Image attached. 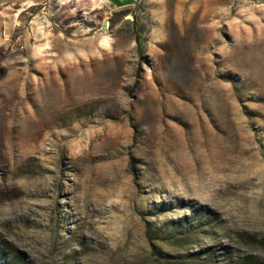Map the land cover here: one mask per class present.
<instances>
[{
	"label": "rangeland",
	"instance_id": "374dc122",
	"mask_svg": "<svg viewBox=\"0 0 264 264\" xmlns=\"http://www.w3.org/2000/svg\"><path fill=\"white\" fill-rule=\"evenodd\" d=\"M0 256L264 264V0H0Z\"/></svg>",
	"mask_w": 264,
	"mask_h": 264
},
{
	"label": "trees",
	"instance_id": "16d2710c",
	"mask_svg": "<svg viewBox=\"0 0 264 264\" xmlns=\"http://www.w3.org/2000/svg\"><path fill=\"white\" fill-rule=\"evenodd\" d=\"M14 262H15V260H14ZM0 264H8V263L4 262V259L2 256H0ZM255 264H259V263H255Z\"/></svg>",
	"mask_w": 264,
	"mask_h": 264
},
{
	"label": "bare ground",
	"instance_id": "6f19581e",
	"mask_svg": "<svg viewBox=\"0 0 264 264\" xmlns=\"http://www.w3.org/2000/svg\"><path fill=\"white\" fill-rule=\"evenodd\" d=\"M105 43V42H104Z\"/></svg>",
	"mask_w": 264,
	"mask_h": 264
}]
</instances>
